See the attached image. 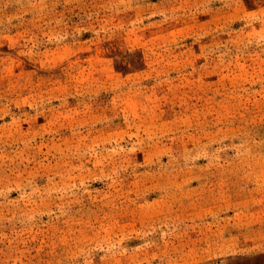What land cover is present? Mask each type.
<instances>
[{"label": "rangeland", "instance_id": "1", "mask_svg": "<svg viewBox=\"0 0 264 264\" xmlns=\"http://www.w3.org/2000/svg\"><path fill=\"white\" fill-rule=\"evenodd\" d=\"M0 264H264V0H0Z\"/></svg>", "mask_w": 264, "mask_h": 264}]
</instances>
